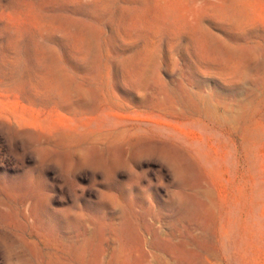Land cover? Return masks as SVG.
Instances as JSON below:
<instances>
[{
    "label": "rangeland",
    "instance_id": "obj_1",
    "mask_svg": "<svg viewBox=\"0 0 264 264\" xmlns=\"http://www.w3.org/2000/svg\"><path fill=\"white\" fill-rule=\"evenodd\" d=\"M264 264V0H0V264Z\"/></svg>",
    "mask_w": 264,
    "mask_h": 264
},
{
    "label": "clouds",
    "instance_id": "obj_2",
    "mask_svg": "<svg viewBox=\"0 0 264 264\" xmlns=\"http://www.w3.org/2000/svg\"><path fill=\"white\" fill-rule=\"evenodd\" d=\"M7 264H23L22 260L16 258V259H11V258H6Z\"/></svg>",
    "mask_w": 264,
    "mask_h": 264
}]
</instances>
